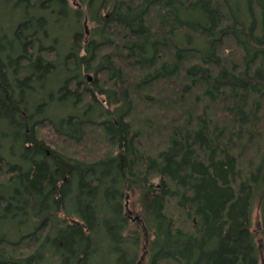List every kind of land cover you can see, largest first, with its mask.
<instances>
[{"label": "trees", "instance_id": "obj_1", "mask_svg": "<svg viewBox=\"0 0 264 264\" xmlns=\"http://www.w3.org/2000/svg\"><path fill=\"white\" fill-rule=\"evenodd\" d=\"M78 1L0 0V264L264 263V0Z\"/></svg>", "mask_w": 264, "mask_h": 264}, {"label": "rangeland", "instance_id": "obj_2", "mask_svg": "<svg viewBox=\"0 0 264 264\" xmlns=\"http://www.w3.org/2000/svg\"><path fill=\"white\" fill-rule=\"evenodd\" d=\"M232 1V3L234 4V7L236 8V10L237 9H240V11L244 14V12L245 11H248L249 10V7H248V2H247V0H231ZM79 1L78 0H71V3L72 4H77ZM240 12L238 11V14H239ZM202 17V18H201ZM184 18L186 19V20H189L190 22H195V21H205V17H204V15H203V13H201L199 10H197V11H187V13H185L184 14ZM201 19V20H200ZM248 19V18H247ZM244 20H246V18L244 19ZM64 29H66L67 30V28L66 27H72L73 29H74V25L72 26L71 24H69V23H65L64 25ZM92 27L90 26V27H88V30H90ZM187 28V30H190L188 27H186ZM189 37H191L192 39H189ZM61 39H62V37H61ZM63 41H65V39H63ZM178 41L179 42H181L184 46H187L188 44H189V41H193V42H195L196 41V45L197 46H200V47H204V45H203V43L200 41V40H198V39H196V38H194L193 36H192V34L191 33H189V32H184L183 34H180L179 36H178ZM67 41H65V44L64 45H67ZM57 75V74H56ZM54 76L53 77V79L51 80V81H49V85H48V88H57L58 86H59V84H60V81H61V78H60V76ZM85 76H90V74H85ZM93 75H91V77H92ZM92 79V78H91ZM55 108H57V109H61L58 105H56L55 106ZM58 112H59V115L60 116H66V115H68L69 114V110H66V109H62V110H58ZM72 113V112H71ZM10 192V191H9ZM131 211H137V212H139V208L137 207V208H134V207H132V206H130V208H129ZM116 221H117V218L113 221V222H115L116 223ZM11 226L9 225V226H4V229L2 228V227H0V228H2L3 230H6V229H8V228H10ZM262 228V216H261V211H260V209H259V207H255V209H254V211H253V231L254 230H260ZM262 264H264V263H262Z\"/></svg>", "mask_w": 264, "mask_h": 264}, {"label": "water", "instance_id": "obj_3", "mask_svg": "<svg viewBox=\"0 0 264 264\" xmlns=\"http://www.w3.org/2000/svg\"><path fill=\"white\" fill-rule=\"evenodd\" d=\"M126 214H127L128 216H132V212H131V210L129 209L128 204H127V206H126ZM133 220H134V221H137L138 218H135V219H133Z\"/></svg>", "mask_w": 264, "mask_h": 264}]
</instances>
